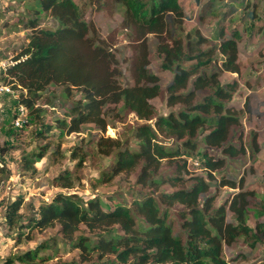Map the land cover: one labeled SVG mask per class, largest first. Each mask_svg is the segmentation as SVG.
I'll list each match as a JSON object with an SVG mask.
<instances>
[{"label":"trees","instance_id":"trees-1","mask_svg":"<svg viewBox=\"0 0 264 264\" xmlns=\"http://www.w3.org/2000/svg\"><path fill=\"white\" fill-rule=\"evenodd\" d=\"M14 1V0H10ZM21 5L15 25L26 34V42L6 68L3 79L14 82L17 89L14 104H22L32 116L34 135L43 137L53 129L58 135L71 132L91 135L97 152L110 157L111 163L101 170L102 181L121 172L133 174L130 200L109 204L95 193L56 191L49 200L31 204L27 215L20 212V199L5 207L4 219L12 238L31 239L34 232L58 226V239L40 242L5 260L6 264H41L47 257L40 250L58 241L77 249L78 258L53 264H228L224 249L243 237L251 250L264 253V191L259 203L256 192L244 189V177L215 181L213 172L226 159L241 158L246 153L239 110L229 105L236 91V80L221 83L220 72L239 74L238 32L225 38L219 31L216 48L222 56L219 66L209 68L212 50L201 49L205 40L180 36L184 20L193 11L207 9L205 0H89L96 9L113 4L124 6L121 22L131 31L137 44L132 63L131 84L121 85L117 59L105 39L94 34V25L84 18L77 0H16ZM252 3L251 16L256 13ZM47 15L52 28L41 27L39 20ZM158 39L160 66L172 73L161 88L159 78L148 69L146 36ZM201 39V40H200ZM60 87L59 106L65 105L63 116L51 123L46 106H56L55 91ZM73 91L78 92L73 97ZM163 95L169 107L165 115L157 114L150 100ZM61 101V102H60ZM133 113L138 123L130 125L123 138L104 136L107 125L121 121ZM162 138L172 141L167 147ZM49 144L23 158V167L33 169L34 159L44 155ZM203 148H205L203 150ZM207 148L219 150L214 157ZM248 158L253 165L262 164L264 149L255 136L250 140ZM202 155L204 175L184 176L185 160ZM84 161V153L73 150ZM184 156L185 158H181ZM183 159L182 164L162 170L163 161ZM55 186L71 189L77 178L72 170H64L52 179ZM167 185L170 190L161 187ZM213 185L237 188L228 204L214 205L215 196L208 191ZM230 211L233 221L227 219ZM88 233L79 232L80 227ZM264 256V254H263Z\"/></svg>","mask_w":264,"mask_h":264},{"label":"rangeland","instance_id":"rangeland-1","mask_svg":"<svg viewBox=\"0 0 264 264\" xmlns=\"http://www.w3.org/2000/svg\"><path fill=\"white\" fill-rule=\"evenodd\" d=\"M84 13V18L94 25V34L105 39L110 45L117 59L120 72L118 81L121 85L131 84L132 63L136 58L137 44L133 39L131 31L121 25L125 8L120 4H113L108 9H96L92 7L89 0H77ZM210 2L203 15L199 13L200 8L193 11L190 19L184 20L179 32L184 39L198 40L204 37L200 44L201 49L210 48L212 56L209 68L219 66L222 56L216 48L220 38L219 31L223 37L230 36L232 30L238 32L237 51L238 61L241 64L239 74L220 72L221 83L236 80V91L233 93L229 105L239 110V119L243 131V143L246 153L241 158L226 159L224 166L213 172L215 181L221 178L236 180L241 175L244 177V189L256 192L254 202L259 203V194L264 191V162L253 165L248 158L251 151L250 140L255 136L259 140V147L264 149V0H205ZM252 3H256V13L251 16ZM21 11V5L16 0H0V60L12 62L20 48L26 42L28 30L20 25H15ZM40 26L52 28L54 21L47 15H42L39 20ZM201 40V39H200ZM148 52V69L159 78L161 88L171 79L172 73L163 69L161 64L162 55L157 52L158 39L153 34L146 36ZM14 62V61H13ZM0 75V81L5 82ZM48 89L55 91L56 106H46L45 114L48 121L63 116L65 105L59 106L60 87L50 86ZM19 90V89H18ZM17 90V92H18ZM78 92L73 91V97ZM11 97L6 95L5 97ZM9 97V100H10ZM17 98V96H16ZM16 98L12 96L10 112L3 114L0 122V264H6L5 260L10 256L34 248L40 242L58 239V226L47 228L41 232H34L31 239L21 237L19 240L12 238L14 229H9L4 219L5 207L15 199H20V212L27 215L31 204L37 206L40 202L49 200L56 191L77 192L80 195L89 196L97 194L112 204L116 201L130 200L132 190L139 188L134 183L133 174L124 172L114 176L109 181H102L101 170H106L111 163L110 157L99 154L95 148L94 138L96 131L91 130V135L86 133L71 132L58 135V129L45 133L43 137L34 135L32 116L25 114V122L21 128L12 127L13 111ZM61 102V101H60ZM157 114L165 115L169 110L177 106L166 105L163 95L156 96L150 100ZM138 123L133 113L126 114L121 121H115L106 126L104 136L123 138L127 135L130 125ZM167 147L173 146L172 141L162 138ZM49 144L44 155L35 158L33 169L23 167V158L34 153L44 145ZM41 147V148H40ZM84 153V161L80 167H76L77 157L72 156L73 150ZM205 148H203L204 150ZM207 152L214 156H221L219 150L207 148ZM181 158H185L182 156ZM183 159L176 161H163L162 170L172 169L175 164H182ZM185 167L182 174L204 175L201 167L202 155L200 153L184 159ZM264 161V159H263ZM64 170H72L77 178L76 186L71 189L55 186L52 179ZM170 190L164 185L161 187ZM237 188L229 186L213 185L209 193L215 196L214 205L220 203L228 204L231 195ZM227 219L233 221L230 211H227ZM261 220H264L262 215ZM79 232L88 233L83 226ZM39 254L47 257L41 264H53L57 261L78 258L77 249H71L67 243L58 241L54 246L40 250ZM224 258L228 264H264V256L257 250H251L243 237L237 239L232 247L224 249ZM18 264V262H15Z\"/></svg>","mask_w":264,"mask_h":264},{"label":"built area","instance_id":"built-area-1","mask_svg":"<svg viewBox=\"0 0 264 264\" xmlns=\"http://www.w3.org/2000/svg\"><path fill=\"white\" fill-rule=\"evenodd\" d=\"M13 63H14L13 61L9 63V62L0 60V75H5L6 68L12 65ZM8 79L5 82L0 81V93L10 94L11 96L16 98L17 90L20 87L19 85H16L17 89H13L14 82H8L9 81ZM12 111H13L12 127L21 128L25 122V114H26L25 107L22 104H17V105L15 104L12 107Z\"/></svg>","mask_w":264,"mask_h":264},{"label":"crops","instance_id":"crops-1","mask_svg":"<svg viewBox=\"0 0 264 264\" xmlns=\"http://www.w3.org/2000/svg\"><path fill=\"white\" fill-rule=\"evenodd\" d=\"M2 82V81H1ZM6 95H9V94H6V93H0V122H1V119H2V115L3 114H7L8 112H10L11 110V106H12V96L10 97V100H9V97H5Z\"/></svg>","mask_w":264,"mask_h":264}]
</instances>
